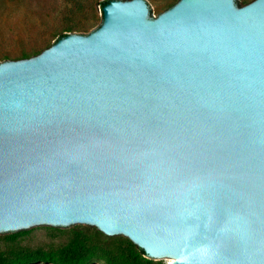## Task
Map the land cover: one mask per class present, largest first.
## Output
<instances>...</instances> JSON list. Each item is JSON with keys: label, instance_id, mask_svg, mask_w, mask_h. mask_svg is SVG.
Instances as JSON below:
<instances>
[{"label": "water", "instance_id": "1", "mask_svg": "<svg viewBox=\"0 0 264 264\" xmlns=\"http://www.w3.org/2000/svg\"><path fill=\"white\" fill-rule=\"evenodd\" d=\"M0 62V234L95 226L168 264H264V0H109Z\"/></svg>", "mask_w": 264, "mask_h": 264}, {"label": "rangeland", "instance_id": "2", "mask_svg": "<svg viewBox=\"0 0 264 264\" xmlns=\"http://www.w3.org/2000/svg\"><path fill=\"white\" fill-rule=\"evenodd\" d=\"M102 0H0V62L19 59L23 52L39 53L53 44L62 32L70 31L71 26L93 25L101 23ZM178 0H145L151 9V17L176 4ZM244 5L251 0H236ZM35 55V54H33ZM98 230L95 226L73 224L69 226L37 225L27 229L0 234V249L12 247L49 248L66 243L72 232ZM100 231V230H98ZM16 233V234H15ZM15 234V238L10 236ZM105 235V234H104ZM109 236V235H107ZM123 235H113L117 237ZM125 237V236H123ZM146 264H168L174 259L152 258ZM31 264H51L34 262ZM88 264H106L99 257H93Z\"/></svg>", "mask_w": 264, "mask_h": 264}, {"label": "trees", "instance_id": "3", "mask_svg": "<svg viewBox=\"0 0 264 264\" xmlns=\"http://www.w3.org/2000/svg\"><path fill=\"white\" fill-rule=\"evenodd\" d=\"M108 1L102 0L99 2L100 9ZM235 3L238 4L236 0ZM92 27L93 25H73L69 27V30L88 34L96 29ZM66 34L65 32L60 33L56 40ZM33 54H37V52H23L19 57H29ZM15 234L11 235L10 238L14 239ZM95 256L101 257L106 264H146L150 262L145 257L146 253L144 250L136 246L127 237H109L98 230L93 232L77 230L72 232L66 243L56 247H37L33 249L12 247L0 249V264H31L34 262L88 264Z\"/></svg>", "mask_w": 264, "mask_h": 264}]
</instances>
